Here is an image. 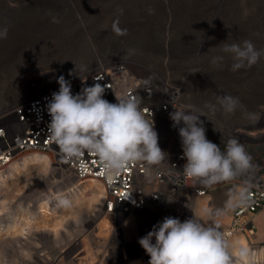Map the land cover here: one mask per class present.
Returning <instances> with one entry per match:
<instances>
[{
	"label": "rangeland",
	"instance_id": "rangeland-1",
	"mask_svg": "<svg viewBox=\"0 0 264 264\" xmlns=\"http://www.w3.org/2000/svg\"><path fill=\"white\" fill-rule=\"evenodd\" d=\"M0 2V26L9 29L7 39L0 40V108L28 96L37 82L51 80L56 84L60 76L66 79L69 73L90 68L98 60L122 58L158 68L169 58L173 70L197 73L193 85L200 87L209 103L230 94L238 96L249 112L259 113V121L252 122L240 109L230 116L217 111L224 127L242 126L243 146L251 156L252 167L234 178L253 179L264 165V59L233 72L231 57L223 54L219 45L251 40L258 49H264V2H251L235 14L212 6L209 0L200 4L195 0ZM149 8L154 14L148 13ZM260 9L261 19L255 20L254 12ZM52 16L60 22L53 23ZM116 21L127 30L126 35L115 34ZM129 49H135V54L129 56ZM219 55H225L224 62L214 65L212 58ZM48 161L12 176L10 169L0 174V264H127L133 259H140L137 264H148L150 258L144 250L135 251L121 241H127L128 231L134 233V229L127 222L123 236L114 228L103 209L100 184L79 182ZM231 184L210 190L211 208L206 207L207 199L198 200L197 219L205 226H214L215 219L228 223ZM91 186L93 190L88 188ZM219 212L221 216L214 219ZM168 216L173 214H161L156 224ZM192 217L196 218L194 213ZM258 224L262 227L263 220ZM262 234L259 229L255 242L264 241ZM248 249V264H257L250 260L249 245ZM229 251L233 264L235 257ZM122 252L128 255L124 261L120 260Z\"/></svg>",
	"mask_w": 264,
	"mask_h": 264
},
{
	"label": "built area",
	"instance_id": "built-area-1",
	"mask_svg": "<svg viewBox=\"0 0 264 264\" xmlns=\"http://www.w3.org/2000/svg\"><path fill=\"white\" fill-rule=\"evenodd\" d=\"M169 61L165 58L155 68L122 58L98 60L92 67L66 78L71 82L73 94L100 83L105 86L103 98L109 102L116 103L115 96L122 97L126 93L139 99L145 118L154 120L160 148L168 154L158 165L135 162L111 175L94 153L85 151L79 157L66 158L50 140L47 130L50 117L46 104L52 93L59 90V85L45 80L32 85L28 96L0 108V172L25 155L39 153L79 182H97L104 191V212L112 219L114 228L124 236L123 222H132L134 235L121 241L135 251L143 250L137 241L152 229L161 214L172 213L183 222L192 216L194 201L199 205L198 200L205 198L206 207L211 208L210 190L231 182L229 221L215 219L221 216L219 212L213 215L214 225H219L228 243L239 235L253 251L261 249L257 264H264V241L255 242L259 229L264 236V224L262 227L258 224L259 219L264 223V165L256 170L253 179L232 178L211 185L182 174L186 160L178 129L172 126L169 117L171 112L186 106H191L194 114L203 111L207 117L200 119L204 122L206 137L220 147L230 138H236L243 145V129L239 124L224 127L217 112L212 114L205 107L211 103L207 96L199 86L193 85L197 73L192 69L179 73L169 67ZM166 198L175 201L167 203Z\"/></svg>",
	"mask_w": 264,
	"mask_h": 264
},
{
	"label": "clouds",
	"instance_id": "clouds-1",
	"mask_svg": "<svg viewBox=\"0 0 264 264\" xmlns=\"http://www.w3.org/2000/svg\"><path fill=\"white\" fill-rule=\"evenodd\" d=\"M147 11L154 14V9ZM52 22L60 21L52 16ZM118 23H113V31L126 35L127 30H122ZM8 31L7 26H0V40L7 39ZM219 45H222L221 52L231 57L233 72L251 68L264 59V49H258L251 40ZM135 52L129 49L128 55ZM225 55L214 56L212 63L222 65ZM57 83L59 90L52 93L46 104L50 117L47 130L50 140L66 158L79 157L85 151L94 153L106 172L115 175L135 162L158 165L168 155L160 148L154 120L145 118L139 99L126 93L122 97L115 96L117 102L112 103L103 98L105 86L100 83L84 87L76 94L64 76H60ZM205 107L212 114L221 111L225 116L240 109L252 122L261 118L259 113L249 112L238 96L230 94L217 96L214 104ZM202 116L207 117L203 111L194 114L191 106L169 114L172 126L178 129L186 160L182 174L211 185L249 170L251 156L245 147L236 138H230L222 150L208 140ZM174 201L166 198L167 203ZM61 203L67 205L68 201L61 200ZM137 242L149 256L148 264H232L230 245L219 225L205 226L195 217L183 222L179 218L165 217ZM239 254L241 258L247 256L243 249Z\"/></svg>",
	"mask_w": 264,
	"mask_h": 264
},
{
	"label": "bare ground",
	"instance_id": "bare-ground-1",
	"mask_svg": "<svg viewBox=\"0 0 264 264\" xmlns=\"http://www.w3.org/2000/svg\"><path fill=\"white\" fill-rule=\"evenodd\" d=\"M0 1H2V0H0ZM18 1H20V0H18ZM197 1L200 4L204 0H195V2H197ZM209 2H210V4H212V6L214 5L219 9H222V8L230 9L235 14L237 12L239 13L240 11H242L251 2L259 3V2H264V1L263 0H209ZM1 4H3V3H1ZM262 13H263V11L261 9L258 10L257 12H254V19L256 18L255 20H260ZM199 103H200V101H199ZM222 123L224 124L223 120H222ZM241 136H243V134ZM262 139L264 140V136L262 137ZM47 161H48L47 156H45L43 154H39V153L28 154V155H25L24 157H22L20 160H18L17 161L18 163L14 162V163L10 164L4 171L0 172V174L2 175V174H4V172H6L10 169L9 172L12 176L13 174L19 172L20 170L27 169L28 167L33 166V165H38V164L45 165L43 163H47ZM48 163H49V161H48ZM94 186H97V187H95V190L98 191L99 190L98 185H94ZM94 186H91V188L90 187H88V188L93 190ZM103 193H104V191H103ZM95 194H96V196H98V198H101V195H98L99 193H95ZM103 199H104V196H103ZM40 211L44 212L45 210H44V208H42ZM127 222H130L132 224V222L130 220H126L122 224L123 228ZM131 228L134 229L133 224H132ZM132 232H133V230H132ZM236 240H240V241H236ZM234 241L236 243H233L230 246V250L232 251V253L235 257V259H234L235 262L233 264H248L249 263L248 262V258H249L248 245H249V243H247L246 240L242 236H239V235H235V237H233L232 242H234ZM242 249L246 250L247 256L245 258H241L240 254H239ZM261 251H262L261 249H258V250L256 249L254 251L251 250L250 251V260L252 262H255V263L259 262L257 258H259L262 255Z\"/></svg>",
	"mask_w": 264,
	"mask_h": 264
},
{
	"label": "crops",
	"instance_id": "crops-1",
	"mask_svg": "<svg viewBox=\"0 0 264 264\" xmlns=\"http://www.w3.org/2000/svg\"><path fill=\"white\" fill-rule=\"evenodd\" d=\"M200 205V204H199ZM197 207H198V203H197V201H194L193 202V205H192V208H193V210H194V215L196 216V218L198 217L197 216V214H198V212H197ZM196 210V211H195ZM128 233L130 234V237L132 236V235H134V233L131 231H128ZM128 233H127V235H128ZM134 254V253H133ZM127 257H128V255H125L124 254V252H122V255L120 256V260L121 261H124V260H126L127 259ZM138 262H140V259H133V260H131V261H129L127 264H137Z\"/></svg>",
	"mask_w": 264,
	"mask_h": 264
}]
</instances>
